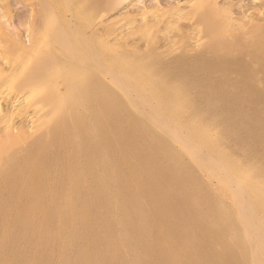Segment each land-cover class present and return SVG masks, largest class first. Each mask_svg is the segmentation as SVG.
<instances>
[{
  "label": "bare ground",
  "instance_id": "bare-ground-1",
  "mask_svg": "<svg viewBox=\"0 0 264 264\" xmlns=\"http://www.w3.org/2000/svg\"><path fill=\"white\" fill-rule=\"evenodd\" d=\"M111 1L0 0V264H264V5Z\"/></svg>",
  "mask_w": 264,
  "mask_h": 264
},
{
  "label": "rangeland",
  "instance_id": "rangeland-1",
  "mask_svg": "<svg viewBox=\"0 0 264 264\" xmlns=\"http://www.w3.org/2000/svg\"><path fill=\"white\" fill-rule=\"evenodd\" d=\"M154 1H155V0H154ZM154 1H153V0H139L138 2H139V4H140L141 6H143V5H150V4L154 3ZM166 1H167V2H166ZM217 1H218V3H219L220 5H224V2H225V4L227 3V0H226V1L223 0L224 2H223L222 0H221L222 2H221L220 0H217ZM229 1H230V0H228V3H227V4H229ZM232 1H233V3H235V2H236V3L233 4ZM232 1H230V5L233 4L232 7L235 8V9H233V10L235 11L236 14H239L240 16H244V15H246L247 12L249 11L250 13L248 12V14L252 15L253 17H255L256 20H259V19H257V18H260V17H261L260 11H258V10L260 9V8H259L260 6L262 7V6L264 5L263 0H260V1H256V0H255V1H254V0H252V1H251V0H241V1H240V0H232ZM239 1H240V2H239ZM253 1H254V2H253ZM162 2H163L164 4H169V3L171 4V2H173V0H169V1H168V0H162ZM237 2H239V3H238L239 5H237ZM261 3H263V4L260 5ZM22 4H23V5H22ZM22 4L20 5V6H22V8H23V7H24V9H27V8H28V10L30 11V8L28 7V5H24V3H22ZM25 4H27V3H25ZM111 5H112V1H111V0H105V2H104V6H105V7H104V8H105L106 10H109V9L112 7ZM25 6H26L27 8H26ZM254 7H255V8H254ZM256 7H257V8H256ZM20 8H21V7H20ZM20 8H19V9H20ZM130 8L133 9L131 6H130ZM253 8H254V10H253ZM258 8H259V9H258ZM10 9H11V7H10ZM10 9H9V11H10ZM24 9H23V10L20 9V10L24 13ZM128 9H129V8H128ZM255 9H256V10H255ZM123 10H124V9H122L121 11H123ZM242 10H243V11H242ZM250 10H251V11H250ZM9 11H8V13H10ZM29 11L26 10V11H25V14H24V18H27V17H28V18H27L28 21H29V18H32L31 16H30V17L28 16L29 13H30ZM27 12H29V13H27ZM257 12L259 13V15H258ZM15 13H16V12H14L13 15H14ZM26 13H27V14H26ZM11 14H12V13H11ZM248 14H247V15H248ZM254 15H255V16H254ZM257 15H258V16H257ZM13 20H14V19H13ZM13 20H12V21H13ZM16 20H18V19H16ZM18 22H19V21H18ZM180 23H181V21L178 22V26H179L180 28H186V25L184 24V23H185L184 21H182V23H183L184 25H183V24H180ZM22 28H23V26H21L20 30H22ZM23 29H24V32H25V31H26L25 27H24ZM180 30H181V31H180ZM185 30H186V29H185ZM185 30H184V29H176V30L174 29V30H172V31H175L176 33L178 32V34H176L175 32L173 33L172 31H171V33H172V35H173L174 37H175V36H176V37H179V36H181L182 31H185ZM188 30H189V29H188ZM188 30H187V31H188ZM0 31H2V30H0ZM4 32H5V31H4ZM24 32H23V30H22V31H21V34L24 33ZM180 33H181V34H180ZM25 34H27V33H25ZM22 35H23V34H22ZM4 36H5V38H8V37H9V36L6 35V33L3 34L2 38H4ZM5 38L2 39L0 49H4V47H6L7 42H12V44H11V43H8V44H7V45H11L12 47L9 46L8 48H5V49H7V51H8L9 48H12V49H13V46H14L13 44H15V42H14L15 40H13V38L11 39V38L9 37V38H8V41H7ZM24 38H25V36H24ZM9 39H11V40H13V41H11V40H9ZM4 40H5L6 42H5ZM186 43L189 44V41L186 42ZM3 45H5V46H3ZM1 47H3V48H1ZM5 49H4V50H5ZM4 50H1V51L3 52V54H7V53H5ZM9 50H11V49H9ZM7 51H6V52H7ZM11 51H13V50H11ZM9 52H10V51H9ZM9 52H8V53H9ZM13 52H14V51H13ZM13 52H12V53H13ZM10 53H11V52H10ZM10 53H9V54H10ZM12 53H11V55H12ZM9 54H7V58H8V59L4 60V61H7V60H8V62H5L6 64L4 63V61H3L2 58L0 59V60H1V61H0V64H2V66L4 65L3 68H6L7 66H9V62H12V61L14 60V54H15V53H13L12 56H10ZM5 56H6V55H5ZM8 56H9V57H8ZM4 75H6V74H4ZM4 75H2L1 81H2L3 83H5V81L8 79V81L10 82V83H8L10 87L8 86L7 83H5V84H7V85H5L4 87H7V86H8L9 89H7V88L4 89V88H3V89H4V91H3L4 94H3V92H2V94H3L4 96L1 95L2 98H0V104H1V105H0V107H1L0 109L2 110V106L4 105V106H5V108H4V106H3L4 112H5L6 110H8V112L6 111L7 114L3 115V117H1L2 115L0 114V118H1V120H2V121L4 120L3 123H4L5 126L7 127L6 129H4V128H5V126H3L4 124H3L2 122H1L2 124L0 123V124H1L0 126H2V127H0V130L2 131V132L0 131V134H1V135L4 134L3 132H5L4 135H6L8 132H11V129H12V130L14 129L13 124H14L16 121H19V122H16V123H15L16 126H17V124H18V125H21V124L25 123V115L20 114V113H21L20 108H18L20 112L16 110V109H17V105H18V103H19V101L17 102V100H18L17 98L22 94V93H20V92H24V90H25V88H24L23 85H22V83H23L22 81H23V80H22V78H19V77H18L19 80L16 81V79H18V78H16L17 75H16V76H15V75H12V76H11V73H10V74L8 73V75H10L11 79H12V78L14 79V77L16 78V79H15L16 82H14V83H15V84H14L13 81H12L13 79L11 80L10 77H7V78H6V76H4ZM8 75H7V76H8ZM3 78H4V79H3ZM2 79L5 80V81H3ZM1 81H0V82H1ZM17 83H18L19 85H18ZM10 84H11V85H10ZM12 85H14V86H12ZM11 86H12V87H11ZM10 88H11V89H10ZM9 90H10V91H9ZM8 91H9V92H8ZM14 91H15V92H14ZM14 99H15V100H14ZM13 100L17 103V105L13 102ZM1 102H3V103H1ZM10 102H11V103H10ZM11 104L14 105V107H12ZM8 105H10V107H9ZM15 105H16V107H15ZM11 107H12L13 109L15 108V109H14V110H15V113H14V110L11 109ZM9 110H10V111H9ZM11 110H12L13 112H11ZM16 111H17V112H16ZM12 113H14V114H16V115H13ZM18 113L20 114V116L18 115ZM8 115H10V116H8ZM17 115H18V117L15 118V116H17ZM21 115H22V116H21ZM5 117H6V118H5ZM21 117H22V118H21ZM18 118H19L20 120H19ZM1 120H0V121H1ZM11 121H12V122H11ZM10 122H11V123H10ZM10 124H11L12 126H10ZM15 124H14V125H15ZM9 127H10V128H9ZM12 127H13V128H12ZM1 128H2V129H1ZM3 129H4V131H3ZM15 130H16V129H15Z\"/></svg>",
  "mask_w": 264,
  "mask_h": 264
}]
</instances>
